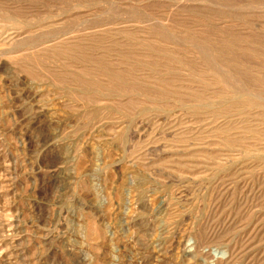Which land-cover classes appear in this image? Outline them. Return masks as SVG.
Masks as SVG:
<instances>
[{
    "label": "rangeland",
    "instance_id": "obj_1",
    "mask_svg": "<svg viewBox=\"0 0 264 264\" xmlns=\"http://www.w3.org/2000/svg\"><path fill=\"white\" fill-rule=\"evenodd\" d=\"M0 264H264V0H0Z\"/></svg>",
    "mask_w": 264,
    "mask_h": 264
}]
</instances>
